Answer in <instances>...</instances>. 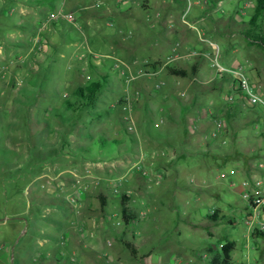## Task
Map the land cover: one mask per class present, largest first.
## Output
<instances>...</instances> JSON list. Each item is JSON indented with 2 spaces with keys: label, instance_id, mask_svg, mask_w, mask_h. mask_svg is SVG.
<instances>
[{
  "label": "rangeland",
  "instance_id": "rangeland-1",
  "mask_svg": "<svg viewBox=\"0 0 264 264\" xmlns=\"http://www.w3.org/2000/svg\"><path fill=\"white\" fill-rule=\"evenodd\" d=\"M32 1L0 0V264H210L226 241L236 243L233 264H264V236L252 239L245 224L252 184L241 187L253 175L263 182L264 113L231 99L229 73L216 75L240 65L264 93V51L240 34L256 0H147L149 9L136 8L126 24L115 11L125 2L74 0L95 17L97 37L82 30L83 11ZM66 10L73 22L55 20ZM38 35L47 48L35 47ZM165 51L192 53L183 69L196 65L197 77L156 72L153 63L169 62ZM100 72L106 82L93 107L100 118L60 124L54 114L62 101L101 80ZM29 83L45 92L26 98ZM46 95L55 97L41 99ZM229 103L242 115L215 130L212 117L223 120ZM214 130V140L205 139ZM61 132L71 148L59 146L67 140ZM87 134L107 149L118 142L119 156L96 162L56 152L89 144ZM123 194L136 217L126 230ZM98 195L108 201L105 216ZM213 209L225 221L206 219Z\"/></svg>",
  "mask_w": 264,
  "mask_h": 264
},
{
  "label": "trees",
  "instance_id": "trees-1",
  "mask_svg": "<svg viewBox=\"0 0 264 264\" xmlns=\"http://www.w3.org/2000/svg\"><path fill=\"white\" fill-rule=\"evenodd\" d=\"M53 1V0H49ZM34 2V1H33ZM41 2V1H36ZM45 4V1H44ZM264 0H256L255 6L253 9V13L250 16L247 22V28L240 32V34L249 42L250 45L256 46L261 48L264 51ZM159 62L153 63L151 66L155 69L157 66H160ZM97 73L99 74V69H96ZM165 70L168 72L170 76H174L180 79H186L190 76L192 78H196L199 69L196 65H193L189 70L183 68H175L170 66H165ZM100 79L101 80H90L84 86L77 87L72 93L70 99H65L62 101V111L58 113L55 112L54 116L62 125H76L78 123V119H82L81 117L87 116L91 120L93 118H100V113L98 110H94L93 107H98V103L100 102L99 96L104 89V82H106L105 76L100 72ZM45 89L42 86H36L33 83H29V88L23 91L24 96L28 97V94H31L30 98L39 97L40 94L44 93ZM26 97V98H27ZM55 96H41V99L52 98ZM234 98L237 100H243V95L240 93L239 90H234ZM96 111V112H95ZM223 120L225 123H230L233 119H236L238 115H242V111L240 105L238 103H229L224 106L221 111ZM251 124H254L257 119H251ZM227 121V122H226ZM85 123V122H84ZM234 136H236L234 134ZM263 136V134H261ZM60 137H65L66 141L59 142V146L63 149L69 145V148L72 146V142L69 139V135L66 136L62 134ZM82 136H80L81 138ZM87 139L90 140V143L87 145H81L77 143L71 151H56L58 154L64 152V154H70L73 157L81 158L86 161H105L109 158L117 157L120 154V151H117L119 148V143L116 141H111L107 144L109 149L105 148L106 145H103L102 141L98 140L93 141L92 136L87 134ZM214 140V139H213ZM44 145L46 143L44 142ZM219 148V147H217ZM107 149V150H106ZM209 146L207 147V151H209ZM42 152V151H41ZM106 200V199H105ZM106 201L100 200V204L103 209L106 207ZM219 210H214L211 215H206V219L212 221L213 223H219L221 221H225V217L219 216ZM132 209L130 208V197L128 195H121L120 196V216L121 221L124 225V230H126L130 224H132L136 217L134 216ZM226 222L230 225L234 224L233 220H226ZM251 238L254 239L256 237H263L264 234L254 230L251 232ZM122 244L125 248L129 251L130 256L135 261L142 260L143 257L139 255L138 248L131 242L126 240H121ZM235 250V242L233 241H226L220 247V254H217L212 257L210 260V264H232L231 253Z\"/></svg>",
  "mask_w": 264,
  "mask_h": 264
},
{
  "label": "built area",
  "instance_id": "built-area-1",
  "mask_svg": "<svg viewBox=\"0 0 264 264\" xmlns=\"http://www.w3.org/2000/svg\"><path fill=\"white\" fill-rule=\"evenodd\" d=\"M119 2H125L126 0H118ZM96 5H102V0H95ZM61 19L66 20L67 22H73L72 17L69 14L62 15ZM35 47L37 49H45L48 47V45L45 43L43 44L39 38V35L35 38ZM3 51V46L0 44V54ZM242 68L240 65L236 66L233 69H223L219 68L217 70L218 73H216L217 76L222 77L224 76L223 73H229L228 75L232 78L233 82L231 84V99L234 98V90H239L240 93L243 95V99L246 101V103L251 107H257L258 109L262 110L264 113V93L259 90V88L253 84L248 77L243 74ZM180 96H184V94H181ZM127 121H129V118H126ZM212 124L216 129H220L226 126V123L224 120L212 117L211 119ZM196 125L192 126V130H196ZM215 130L209 133L205 136V139L207 140H213L216 137ZM203 146V144H202ZM259 169L264 170V165L260 164ZM252 184V188L254 189V192H252L250 195H245L246 198H249L248 200V206L250 208V212L247 217L245 218V224L249 227V229L252 231L257 230L264 234V192H261V186L263 184L261 178H254L250 182L243 181L241 183V187L245 189V187H248L249 184ZM232 187H236V184L233 183L231 185ZM247 190V189H245ZM252 196V197H251ZM74 259H72L73 261ZM245 264H253L250 262H247Z\"/></svg>",
  "mask_w": 264,
  "mask_h": 264
},
{
  "label": "crops",
  "instance_id": "crops-1",
  "mask_svg": "<svg viewBox=\"0 0 264 264\" xmlns=\"http://www.w3.org/2000/svg\"><path fill=\"white\" fill-rule=\"evenodd\" d=\"M36 1H41V2H36ZM54 1V0H53ZM53 1H49V0H45V4H44V1L43 0H34V2H33V4H37V5H40V7H41V5H44V6H46V7H50V8H54V10L55 9H67V8H71L72 9V11H83V13H81V15H82V17H84V22L83 23H85V24H82L81 25V28H82V30L84 29V30H87V29H92V34L93 35H95L96 37H97V35H96V33H95V30L96 31H99V28H100V26H98L97 25V22H96V20L94 19L95 17H91L92 16V14H89V13H87L86 12V10H87V8L85 7V6H79L78 8H74V6H73V4H74V0H56V1H58L57 2V4H54V2ZM107 4V3H106ZM78 5H80V4H78ZM149 2L147 1V0H127V1H125V3L122 5V7H117L116 9H115V11L117 12V13H119L121 16H122V18L125 20V24L126 23H128L127 22V15H131L132 13H134V11L136 10V8H144V9H149ZM255 6V5H254ZM66 7V8H65ZM37 9V8H36ZM41 9V8H40ZM73 9H75V10H73ZM38 10V9H37ZM107 10H109V12H113V8H107ZM66 11H68V12H66V13H69V15H71L70 13L72 12L71 10L69 11V10H66ZM104 11H106L105 10V8H103L102 10L100 9V10H98V12L97 13H95L96 14V16H98L99 14H102V13H104ZM65 13V14H66ZM62 15L63 14H61V15H59V16H55L54 18H55V20H56V18L58 17V21H61L62 19H61V17H62ZM72 16V15H71ZM58 27V26H57ZM90 27V28H89ZM86 28V29H85ZM58 30V28L56 29V31ZM59 31V30H58ZM54 32V31H53ZM49 34V33H48ZM50 35V34H49ZM63 36V35H62ZM64 38V37H63ZM64 40H67V39H65L64 38ZM96 40L97 39H95L94 40V44H95V42H96ZM80 42V41H79ZM117 47L118 48H121L122 50H124V48H125V46L124 45H122V44H118L117 45ZM192 53H188V52H182V51H173V52H168V51H165L164 52V55H166V58L167 59H169L168 61L169 62H161L160 61V66H158V69L157 68H155V70H156V72L157 71H161V70H163V69H165V66L167 65V66H170V67H173L172 66V64H176V65H179V67H181V68H183V65H186L188 62H190L191 61V59H192V57H193V55H191ZM124 57V56H123ZM157 62V61H159L158 59H155V60H152V61H149V62ZM148 61L147 62H145L143 65L144 66H146V64H148L149 63ZM146 73H151V72H149V71H147ZM240 134V133H239ZM239 134L238 135H236V136H238L239 137ZM100 166H101V164H100ZM254 177H256L255 175H253V176H249V178H251L250 180H252ZM244 181V180H243ZM242 181V182H243ZM263 182H264V177H263ZM262 189V188H261ZM249 191H250V193H252V192H254V189L253 188H249L248 189ZM243 191V190H242ZM244 192H246V190H244ZM261 192H264V190L262 191L261 190ZM246 196H247V194H245ZM244 195V198H246V196ZM108 198V197H107ZM106 199V196L105 195H98L97 196V201H98V204H99V209H100V213H101V215L102 216H105V208L107 207V205H108V201L107 202H105L106 203V207L103 209V211H102V207H101V204L99 203L100 202V200H102V201H106L105 200ZM245 206V212L247 213L246 214V216L249 214V213H251L250 212V208H249V206L248 205H244ZM214 210H218V209H213L212 211H211V214L213 213V211ZM220 211V210H219ZM220 214H219V216L221 215V217L223 216V217H225L226 218V216H224V214H223V212L222 211H220L219 212ZM222 213V214H221ZM210 214V215H211ZM207 215H209V214H207ZM234 221V220H233ZM222 222V221H221ZM235 222V221H234ZM247 230L249 231L250 229H249V227L247 226ZM132 238H134V236L132 235L131 236ZM76 238L79 240V241H81L80 240V237L78 236V235H76ZM97 240L99 241V242H102V240L101 239H98L97 238ZM233 242H235V241H233ZM224 244V243H223ZM223 244H221L220 245V247L223 245ZM235 248H236V243H235ZM232 258V257H231ZM247 263V262H246ZM232 264H233V262H232ZM241 264H245V263H241ZM263 264V263H262Z\"/></svg>",
  "mask_w": 264,
  "mask_h": 264
}]
</instances>
